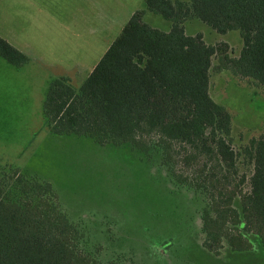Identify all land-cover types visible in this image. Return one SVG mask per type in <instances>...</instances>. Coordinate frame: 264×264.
I'll return each instance as SVG.
<instances>
[{
  "label": "trees",
  "instance_id": "16d2710c",
  "mask_svg": "<svg viewBox=\"0 0 264 264\" xmlns=\"http://www.w3.org/2000/svg\"><path fill=\"white\" fill-rule=\"evenodd\" d=\"M146 12L169 30L145 23ZM191 20L221 35L237 31L239 55L224 42L186 35ZM0 57L15 66L29 61L1 37ZM211 71L264 90V0H144L79 86L66 76L48 83L43 127L127 148L162 168L199 202L201 249L251 254L264 250V133L233 148L231 115L209 95ZM98 239L72 219L51 182L0 165V264H112Z\"/></svg>",
  "mask_w": 264,
  "mask_h": 264
},
{
  "label": "rangeland",
  "instance_id": "374dc122",
  "mask_svg": "<svg viewBox=\"0 0 264 264\" xmlns=\"http://www.w3.org/2000/svg\"><path fill=\"white\" fill-rule=\"evenodd\" d=\"M143 8L144 0H0V37L29 58L15 66L0 57V165L51 182L63 207L89 225L112 264H264V250L225 249L213 256L201 249L199 202L172 186L162 168L127 148L55 137L43 127L48 83L66 76L79 86ZM143 21L161 31L170 28L149 12ZM184 32L200 34L207 44L226 43L231 57L242 49L237 31L221 35L191 20ZM209 95L231 115L233 148L264 133L263 89L228 71H211Z\"/></svg>",
  "mask_w": 264,
  "mask_h": 264
}]
</instances>
